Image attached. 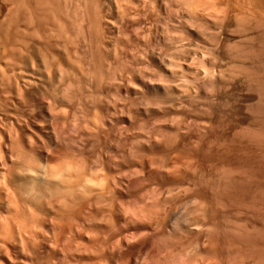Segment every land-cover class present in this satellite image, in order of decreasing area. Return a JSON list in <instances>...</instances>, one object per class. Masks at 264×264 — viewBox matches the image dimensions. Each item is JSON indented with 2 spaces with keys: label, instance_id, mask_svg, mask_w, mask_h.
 Here are the masks:
<instances>
[{
  "label": "bare ground",
  "instance_id": "bare-ground-1",
  "mask_svg": "<svg viewBox=\"0 0 264 264\" xmlns=\"http://www.w3.org/2000/svg\"><path fill=\"white\" fill-rule=\"evenodd\" d=\"M62 1L0 0V264H264V0H181L135 67Z\"/></svg>",
  "mask_w": 264,
  "mask_h": 264
},
{
  "label": "rangeland",
  "instance_id": "rangeland-1",
  "mask_svg": "<svg viewBox=\"0 0 264 264\" xmlns=\"http://www.w3.org/2000/svg\"><path fill=\"white\" fill-rule=\"evenodd\" d=\"M62 1V0H61ZM71 1V2H70ZM67 0V3H66V0L64 1H62L63 3L61 4L60 3V5H62V6H64V9H62L61 8V10H64V11H61V13H62V21L64 22V23H69V24H67L68 26H70V21H67V20H69V17H73V16H71L72 14H71V12H69V11H74V9L72 10L71 9V6L73 7V8H76V6H80V5H78L79 3L81 4V9H82V7H83V2H81V1H83V0ZM76 1H78V4L76 5ZM80 1V2H79ZM109 1V2H108ZM120 1V2H119ZM105 0V2L107 3V5H108V8H109V13H107L106 14V16H107V19H109V26H108V29H109V32H107L108 34H106V36H107V41L106 42H108V47H110V49H113V47H114V45L116 44H118V43H120V44H118L117 46H118V48H120L119 49V52L121 53L122 52V50H123V52L125 51V49H126V51L124 52V53H122V54H120V55H122V57L124 58L125 56V58L127 59V60H129L128 62L130 63L131 61H132V63H133V66L137 63V62H140L141 60H143L142 58H143V56H142V53H141V51H142V49L143 48H145V46H143V45H145L144 44V42H143V38H144V41H145V39H146V37H147V34H149V31H155V32H158V34L160 35V36H162L163 35V33L162 32H164L165 33V30H166V32H167V29H169L168 30V32L170 33V32H172V33H175V32H177L179 29H181V23L184 21V19H182V18H185V15H186V13H185V11H183L182 9H180L181 7H182V4H180V3H183V2H181V0L179 1V0H172V2H167L168 0H162L163 1V5L165 6L166 5V3L168 4L167 6H168V8L169 9H172V11L175 13V14H173V12L172 11H170V10H168V11H170V13L171 14H169L168 12H167V10H165V9H163L164 11H163V13H161L162 12V10H161V12H158L157 10H159L158 8H156L155 9V7H157L156 5L154 6V8H152L153 7V5L152 6H150L149 4L151 3H149L148 4V2H149V0H126L125 2H126V4H125V2H124V0ZM122 1V2H121ZM147 1V3H145ZM151 1V0H150ZM196 1V2H195ZM195 1H193L194 3H197V5H198V7L200 6V8L201 7H206L207 9H211V10H213V12H215V11H217L218 10V13H220V14H218L217 12V14L218 15H220V16H224V15H226V16H230L229 17V19H228V17H227V21H229V22H231L230 24H234V22H235V19L237 18V16H240L241 14H243V12L244 13H247L249 10H251V6L249 7V5H250V2H249V5L248 6H246L247 5V2H248V0H212V2H210V5H212V6H214L215 7V5H216V7L218 6V4L220 3V5L219 6H222L223 7V10H222V7H215V9H214V7H212V6H209L208 4V2L207 1H210V0H205V2H206V5H203L205 2H203V4H200L202 1H199L198 0V2H197V0H195ZM213 1H215V2H219V3H216V4H214L215 2H213ZM225 1V2H224ZM241 1V2H240ZM247 1V2H246ZM68 2H70V3H68ZM74 2V3H73ZM85 2V1H84ZM117 2L119 3V5H116L117 4ZM128 2V3H127ZM135 2V4H133ZM200 2V3H199ZM233 2V3H232ZM235 2V3H234ZM245 2V3H244ZM65 3H66V5H65ZM130 3H131V5H130ZM140 3H141V5H140ZM172 3V4H171ZM177 3H179L180 5H181V7H179L178 5H177ZM208 3V4H207ZM211 3H213V4H211ZM222 3V4H221ZM74 4L76 5L75 7H74ZM123 6H122V5ZM169 4H171V5H169ZM177 6H176V5ZM228 4H229V6H228ZM236 4V5H235ZM242 4H243V6H242ZM246 4V5H245ZM69 5V6H68ZM111 5H112V7H111ZM126 6V8H128L127 9V11H126V9H125V11H124V8H125V6ZM130 5V6H129ZM139 5V6H138ZM145 7V9L144 8H142L143 6ZM196 5V4H195ZM245 5V6H244ZM66 6L67 7H69V8H67L66 9ZM118 6V7H117ZM133 6V7H132ZM146 6H148V7H146ZM151 8H150V7ZM167 6H165L166 8H167ZM172 6H173V8H172ZM224 6H227V7H225L224 8ZM242 6V7H241ZM111 7V8H110ZM210 7V8H209ZM232 7V8H231ZM132 10H131V9ZM151 9L150 11H149V9ZM176 8V9H175ZM177 8H179V12H177L178 11V9ZM239 8V9H238ZM241 8V9H240ZM246 8H247V10H246ZM69 9H71V10H69ZM111 9V10H110ZM116 9H119V10H116ZM136 9V10H135ZM140 9V10H139ZM142 9H144V10H142ZM202 9V8H201ZM220 9H221V11H220ZM121 10H122V12H121ZM129 10V11H128ZM135 10V11H134ZM139 10V11H138ZM146 10V11H145ZM182 10V11H181ZM228 10V11H227ZM237 10V11H236ZM242 10V11H241ZM247 12H246V11ZM83 11V10H82ZM107 11V12H108ZM114 11V12H113ZM117 11H118V14H117ZM132 11V12H131ZM160 11V10H159ZM166 11V12H165ZM235 13H234V12ZM65 12V13H64ZM67 12V13H66ZM69 12V13H68ZM125 12V13H124ZM128 12V13H127ZM147 12V13H146ZM221 12H223V13H221ZM242 12V13H241ZM63 13H64V15H63ZM120 13H122V15L120 14ZM151 13V14H150ZM155 13V14H154ZM161 13V14H160ZM167 13V14H166ZM177 13V14H176ZM241 13V14H240ZM65 14L67 15V14H71L70 16H68V17H66L65 16ZM127 14V15H126ZM157 14H159V15H157ZM180 14V15H179ZM222 14V15H221ZM227 14H229V15H227ZM234 14H237V15H235L234 16ZM116 15H118V16H116ZM122 16V18H121V16ZM125 15V16H124ZM129 15V16H128ZM138 15V16H137ZM141 15H144V16H141ZM162 15V16H161ZM164 15V16H163ZM183 15V16H182ZM114 16V17H113ZM120 16V17H119ZM135 16V17H134ZM154 16H155V18H154ZM157 16V17H156ZM159 16V17H158ZM170 16V17H169ZM116 17V18H115ZM132 17V18H131ZM143 17V18H142ZM146 17V18H145ZM167 17V18H166ZM179 17V18H178ZM181 17V18H180ZM232 17V18H231ZM236 17V18H235ZM65 18V19H64ZM67 18V19H66ZM119 18H121V19H119ZM128 18V19H127ZM131 18V19H130ZM134 18H136V19H134ZM154 18V19H153ZM165 18V19H164ZM172 18V19H171ZM173 18H174V20L177 22V20H178V22H177V24H176V22L173 20ZM178 18V19H177ZM226 18V17H225ZM116 19V20H115ZM133 19V20H132ZM144 19V20H143ZM160 20L159 22H158V20ZM170 19H171V21H170ZM183 20L182 22L180 21V20ZM70 20H71V22L73 21L71 18H70ZM117 20H119V21H117ZM124 22H122V21ZM132 20V21H131ZM141 20V21H140ZM147 20H149V21H147ZM153 20V21H152ZM155 20V21H154ZM166 20H167V25H166ZM231 20V21H230ZM108 21V20H107ZM111 21V22H110ZM113 21V22H112ZM134 21H136L135 23H134ZM147 21V22H146ZM119 22V23H118ZM121 22H122V24H121ZM138 22V23H137ZM154 22H156V23H154ZM175 22V23H174ZM181 22V23H180ZM126 23H127V25H126ZM158 23V24H157ZM114 24V25H113ZM116 24H117V26H116ZM129 24H131V25H129ZM138 24V25H137ZM151 24H152V26H151ZM155 24V25H154ZM158 26H157V25ZM175 24V25H174ZM146 25L148 26V27H146ZM149 25H150V27H149ZM154 25V26H153ZM160 25V26H159ZM166 25V26H165ZM172 25V26H171ZM133 26V27H132ZM136 26H137V28H136ZM143 28H142V27ZM146 28H145V27ZM169 26V28H167ZM171 26V27H170ZM174 26V27H173ZM211 26V25H210ZM109 27H111V29L109 28ZM156 27V28H155ZM70 28V27H69ZM72 28V27H71ZM116 28V29H115ZM132 28V29H131ZM152 28V29H151ZM167 28V29H166ZM179 28V29H178ZM212 28H213V25H212ZM114 29V30H113ZM118 29V30H117ZM123 29V30H122ZM136 29V30H135ZM140 29H141V31H140ZM164 29V30H163ZM234 28H232V30H233ZM116 30V31H115ZM125 30V31H124ZM146 30V31H145ZM149 30V31H148ZM173 30V31H172ZM177 30V31H176ZM191 30H194V31H196L195 29H192L191 28ZM214 28H213V30L211 29V32L209 31V34L210 33H212V31L214 32ZM114 31H115V33H114ZM118 31V32H117ZM144 31V32H143ZM180 31V30H179ZM217 31V30H216ZM234 31V30H233ZM119 32H121V33H119ZM134 32V33H133ZM155 32H153V34L155 35ZM250 32V31H249ZM147 33V34H146ZM207 33V34H206ZM205 33V35H207V36H209V34H208V32H206ZM237 33V32H236ZM236 33H232L233 35L235 34L236 35ZM252 33V34H251ZM116 34V35H115ZM121 35V36H119V35ZM135 34H138V35H136L135 36ZM157 34V35H158ZM168 34V33H167ZM196 35L193 37V38H191V40L192 41H194V42H192V41H188L187 43H185V46L187 47V45H188V48H187V50L188 49H191L190 51H195V50H199L198 48L199 47H201V46H203V45H205L204 43H203V40H205L206 38H207V36H205L203 33V35L206 37H204V36H202V34L200 33H197V31H196V33H195ZM242 34V33H241ZM249 35H247V39L246 40H248V38L249 37H252V35L254 34V31L252 32H250V33H248ZM111 35V36H110ZM129 37H128V36ZM142 35H143V38L141 39V37H142ZM168 35H170V34H168ZM234 35V37H235V41L236 40H242V39H244L245 40V38H244V35H242V36H240L239 34V36L242 38H240L238 35H236L235 36ZM109 36V37H108ZM114 36V37H113ZM118 36H119V38H118ZM124 36H127V38H128V41H130L129 43H128V41H127V38L126 37H124ZM131 36V37H130ZM145 36V37H144ZM111 37V38H110ZM116 37V38H115ZM139 37V38H138ZM153 37V36H152ZM155 37V36H154ZM108 38H110L109 39V41H108ZM130 38H132V39H130ZM136 38V39H135ZM203 38H205V39H203ZM237 38V39H236ZM119 39V40H118ZM126 39V40H125ZM130 39V40H129ZM134 39V40H133ZM139 39H141V40H139ZM153 39V38H152ZM201 39V40H200ZM118 40V42H116ZM136 40V41H135ZM151 40V39H150ZM149 40V41H150ZM198 40V41H197ZM244 40H242V41H244ZM61 41V40H60ZM120 41V42H119ZM195 41H196V44L195 45H191V44H189V42H191V43H195ZM199 41H202V43L201 42H199ZM137 42V43H136ZM140 42V43H139ZM143 42V43H142ZM148 42V41H147ZM185 41H183V43H184ZM197 42H199L198 44H197ZM238 42H240V41H238ZM113 45H112V44ZM127 43H128V45H127ZM143 44V45H141L140 46V49H141V47H142V49H141V51L138 49L139 48V45L140 44ZM151 43H153L154 44V42H153V40L151 41ZM126 44V45H125ZM130 44H131V46H130ZM139 44V45H138ZM153 44H151V46L150 47H152V49H154L155 47H156V44L155 45H153ZM187 44V45H186ZM111 45H112V47H111ZM120 45V46H119ZM135 45V46H134ZM154 46V48H153V46ZM193 46L192 48L194 49L195 48V46L196 45H198V47H197V49H192V48H190L189 46ZM201 45V46H200ZM124 48H123V47ZM126 46V47H125ZM122 47V48H121ZM137 47V49L135 50V48ZM117 48V47H116ZM117 48V49H118ZM132 49V50H131ZM135 51H134V50ZM143 50H145V49H143ZM129 51V52H128ZM140 51V53H138ZM159 52V50H156V52ZM132 52V53H131ZM136 52V53H135ZM157 52V53H158ZM197 52V51H196ZM126 54V55H125ZM128 54V55H127ZM137 54H138V57L139 56H142V57H139V58H141V60H139V58L138 59H136V60H139V61H136V63L134 64V61L135 60H133L136 56H137ZM140 54V55H139ZM132 55L134 56V57H132ZM132 57V58H131ZM145 57V56H144ZM128 58H130V59H128ZM126 63V62H125ZM125 63H124V65H125ZM130 65V68H132L133 66H131V64H129ZM140 64L138 63V66H139ZM126 66V65H125ZM137 66V67H138ZM135 67V66H134ZM128 68H129V66H128ZM129 68V69H130ZM124 69V68H123ZM130 70H132V69H130ZM122 71H124V70H122ZM126 71H127V69H126ZM125 72V71H124ZM124 72L122 73V77H123V75H127L126 73L124 74ZM119 73H120V71H119ZM120 77H121V75H120ZM123 84V83H122ZM251 89H253V88H251ZM254 90V89H253ZM252 90V91H253ZM251 91V92H252ZM253 93L254 94H256V92H255V90L253 91ZM111 94H113V91L111 92ZM255 97V99H256V95H253L252 93H251V97ZM115 97V94H114V96H113V98ZM117 98V97H116ZM115 99V98H114ZM114 99H112V101L114 100ZM121 99V98H120ZM255 99H253V101H255ZM115 101V100H114ZM253 101H252V103H253ZM255 103V102H254ZM119 104H122V103H118V105ZM120 106V105H119ZM123 107V106H122ZM120 114V113H119ZM82 116H87V114L85 115H83V113H82ZM119 116H121V115H119ZM87 117H90V116H87ZM86 117V118H87ZM85 118V117H84ZM91 118V117H90ZM71 120L73 119V118H70ZM88 119V118H87ZM70 120V121H71ZM90 121L92 120V118L91 119H89ZM90 121L88 122L89 124H90ZM71 123H74V120L73 121H71ZM263 136V135H262ZM264 139V138H263ZM236 174V173H235ZM264 180V179H263ZM264 182V181H263ZM254 206L251 208V212H253L254 211ZM253 209V210H252ZM163 253L165 254L166 252H163V251H161V255H163Z\"/></svg>",
  "mask_w": 264,
  "mask_h": 264
}]
</instances>
